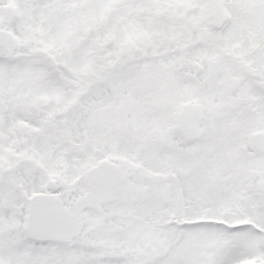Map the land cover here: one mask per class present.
Instances as JSON below:
<instances>
[{"label": "snow or ice", "instance_id": "1", "mask_svg": "<svg viewBox=\"0 0 264 264\" xmlns=\"http://www.w3.org/2000/svg\"><path fill=\"white\" fill-rule=\"evenodd\" d=\"M0 264H264V0H0Z\"/></svg>", "mask_w": 264, "mask_h": 264}]
</instances>
